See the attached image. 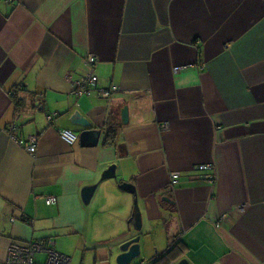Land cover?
Instances as JSON below:
<instances>
[{
	"label": "crops",
	"instance_id": "obj_1",
	"mask_svg": "<svg viewBox=\"0 0 264 264\" xmlns=\"http://www.w3.org/2000/svg\"><path fill=\"white\" fill-rule=\"evenodd\" d=\"M90 55L109 98L73 94ZM76 112L102 132L96 147L60 137L83 131ZM11 123L37 135L35 155ZM136 201L145 235L129 223ZM74 235L96 248L140 236L131 264L172 246L157 264H264V0H0V264L13 241L66 255Z\"/></svg>",
	"mask_w": 264,
	"mask_h": 264
},
{
	"label": "built area",
	"instance_id": "obj_2",
	"mask_svg": "<svg viewBox=\"0 0 264 264\" xmlns=\"http://www.w3.org/2000/svg\"><path fill=\"white\" fill-rule=\"evenodd\" d=\"M87 65L91 68L92 73L87 78L78 81L75 84V91L73 94L76 96H89L92 93H98L103 98H109L111 94L117 90L116 87L112 88H101L99 87V78L95 74L96 68L99 65L100 58L95 55L87 56ZM18 89H15L13 93H17ZM52 117L48 119L52 121ZM165 129L168 128V124L164 126ZM18 126L16 123H11L8 125L6 132L8 136L13 140L18 146L23 148L30 156H33L37 152L38 148V137L30 136L27 140L21 139L17 135ZM60 137L70 145H76L79 142V135L74 133L73 130L63 129L59 130ZM201 171H207L212 169V165H203L199 167ZM215 177V176H214ZM214 177L206 175L207 179H211L212 183L216 181ZM171 183L176 185L180 178L181 174L179 172L171 173ZM57 199L55 197H47L46 204L53 205L56 204ZM14 220V219H12ZM42 254L44 259L41 261L38 257ZM71 258L66 256L56 249V243L53 240L47 242L40 241H28V242H19L13 241L8 247L7 256L4 261V264H71ZM140 264H150L149 261H143Z\"/></svg>",
	"mask_w": 264,
	"mask_h": 264
},
{
	"label": "water",
	"instance_id": "obj_3",
	"mask_svg": "<svg viewBox=\"0 0 264 264\" xmlns=\"http://www.w3.org/2000/svg\"><path fill=\"white\" fill-rule=\"evenodd\" d=\"M129 113H128V108L124 107L123 110L121 111V115L122 116V121L127 124L128 120H129ZM73 123L78 124L80 126H82L84 129L83 131L79 134V141L80 145L82 147H96L99 144V140L101 138V134L102 132L100 130L97 129H93L91 128V122L89 120H87L86 118H83V116L79 113L76 112L73 116H72V120ZM116 166H111L104 174L102 177V180H108V179H115L117 178L116 176ZM98 185H93L90 187H86L85 189H83V201L85 204H89L90 201L92 200L95 191L97 190ZM119 188L122 191L125 192H129V193H135V187L128 183V182H121V184L119 185ZM165 200H167V202H171V200L169 198H164ZM172 203V202H171ZM174 203V202H173ZM134 223L135 228L140 231L142 229V215L140 212V209L138 207V203L137 201L135 202V212L132 216V218L130 219L129 223ZM130 233V230L129 232ZM127 238V237H126ZM125 238V240H126ZM141 238L140 237H136L133 239H128L126 241H124L121 245L120 249V254L117 257V264H131L132 262H134L135 260H137L138 258L141 257L142 254V244L140 243ZM164 256V255H163ZM177 264H191L189 262V260L186 259H182L180 260Z\"/></svg>",
	"mask_w": 264,
	"mask_h": 264
},
{
	"label": "rangeland",
	"instance_id": "obj_4",
	"mask_svg": "<svg viewBox=\"0 0 264 264\" xmlns=\"http://www.w3.org/2000/svg\"><path fill=\"white\" fill-rule=\"evenodd\" d=\"M134 207H135V203H134ZM142 223H143V219H142ZM130 225L134 232L138 231L135 228L133 222ZM142 231L143 228L142 230L138 231V233H141ZM144 232H146V230H144ZM56 240L59 244L58 248L60 250V238L56 237ZM62 241L66 246L65 254L71 258V262H70L71 264H117L116 260L120 254L119 248L121 247L122 243L126 240L125 237L122 236L118 240V242L113 240H108L107 242L102 244L103 246L102 245L97 246V248L94 246L90 238L81 235L65 237V240ZM152 241H153V236L147 241H144L143 245L144 244L147 245V248L150 249ZM38 258L41 261L44 259L42 254Z\"/></svg>",
	"mask_w": 264,
	"mask_h": 264
},
{
	"label": "trees",
	"instance_id": "obj_5",
	"mask_svg": "<svg viewBox=\"0 0 264 264\" xmlns=\"http://www.w3.org/2000/svg\"><path fill=\"white\" fill-rule=\"evenodd\" d=\"M117 129L116 128H109V132H108V141L109 140H112V139H114V138H116V134H117ZM107 141V140H106ZM107 141V142H108ZM113 141H110V143H112ZM173 247V246H172ZM171 247V249L167 252V253H165V254H163L164 255V257H163V255H161V256H158V257H155V259H153L151 262H152V264H157V262L160 260H164V258H167L168 256H169V254H171V252H173L174 251V249H175V246L172 248ZM167 256V257H166Z\"/></svg>",
	"mask_w": 264,
	"mask_h": 264
},
{
	"label": "flooded vegetation",
	"instance_id": "obj_6",
	"mask_svg": "<svg viewBox=\"0 0 264 264\" xmlns=\"http://www.w3.org/2000/svg\"><path fill=\"white\" fill-rule=\"evenodd\" d=\"M75 133V132H74Z\"/></svg>",
	"mask_w": 264,
	"mask_h": 264
}]
</instances>
